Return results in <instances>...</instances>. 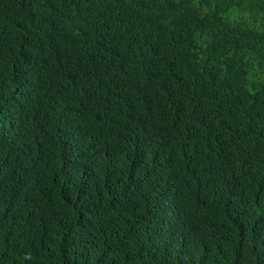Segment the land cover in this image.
I'll list each match as a JSON object with an SVG mask.
<instances>
[{"label":"trees","instance_id":"1","mask_svg":"<svg viewBox=\"0 0 264 264\" xmlns=\"http://www.w3.org/2000/svg\"><path fill=\"white\" fill-rule=\"evenodd\" d=\"M0 264H264V0H0Z\"/></svg>","mask_w":264,"mask_h":264}]
</instances>
